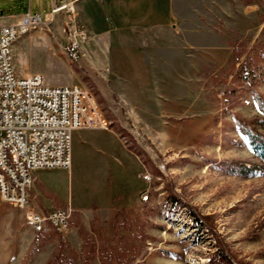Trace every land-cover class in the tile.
Listing matches in <instances>:
<instances>
[{"label": "rangeland", "instance_id": "obj_1", "mask_svg": "<svg viewBox=\"0 0 264 264\" xmlns=\"http://www.w3.org/2000/svg\"><path fill=\"white\" fill-rule=\"evenodd\" d=\"M21 4L0 0V15L22 13ZM186 4L176 29L181 45L168 37L169 55L152 38L142 56L148 68L132 64L120 33L110 45V31L81 41L82 58L93 66L83 61L77 85L94 94L109 128L151 174L129 177L144 188L137 205L111 219L74 211L67 232L37 233L0 196V264H264V159L245 132L264 136V0ZM68 27L58 16L23 34L46 32L54 46L14 47L17 73L39 71L50 85L65 81L69 72L59 61L73 62L59 41ZM81 132L67 179L75 203L94 208L111 199L112 164L97 152L82 156ZM115 179L120 194L122 178Z\"/></svg>", "mask_w": 264, "mask_h": 264}, {"label": "built area", "instance_id": "obj_2", "mask_svg": "<svg viewBox=\"0 0 264 264\" xmlns=\"http://www.w3.org/2000/svg\"><path fill=\"white\" fill-rule=\"evenodd\" d=\"M53 11L63 13L72 26L66 28L64 49L77 64L84 56L81 41L87 35L76 26L74 2L62 1ZM50 19L27 12L15 23L0 25V196L24 211L26 223L35 232L64 233L72 227L73 208L59 206L45 212L32 205L33 172L41 168H70L73 131L109 128L110 122L88 88L50 85L40 73H17L15 42L32 27ZM140 176L151 180L150 173Z\"/></svg>", "mask_w": 264, "mask_h": 264}, {"label": "crops", "instance_id": "obj_3", "mask_svg": "<svg viewBox=\"0 0 264 264\" xmlns=\"http://www.w3.org/2000/svg\"><path fill=\"white\" fill-rule=\"evenodd\" d=\"M62 1L74 2L76 23L86 31L87 37L85 39H88L89 33L92 32L105 34L110 31L111 34L106 35V39H109V41L106 40L107 42L104 43V45H110L114 34L120 33L121 36H124L125 49L130 54L132 64L136 67L142 65L144 68H148L146 66L151 65V63H144L145 59L142 56L147 54L144 51V46H147L152 38L162 40L167 45V48L159 47V49L166 51L165 53L169 55L174 54L172 50L174 43L179 46L182 43V40H177V35L180 32L176 29L179 24L186 21V0H29V3H26V0H13V2L17 3L22 2V13H10L7 16L2 13L0 15V25L15 23L27 12L41 15L44 13L45 16L51 19L59 16V22L65 21L63 13L53 11L54 7ZM51 6L52 8L47 10ZM108 23L110 24L109 28H107ZM151 32L154 34L156 32L159 33L156 35L157 38ZM48 36L49 34L46 32L32 31L17 40L14 47L16 48L20 43L25 42L30 50L40 45L53 49L54 43ZM168 37L171 38V42H174L173 45H171ZM166 41L167 43H165ZM64 44L65 42L59 41V47L69 61ZM14 61L17 70H22V67L16 62V58ZM83 61H87L89 64V61L83 60V58L77 64L70 63V61L64 63L59 61L62 64L61 66L69 72V77L59 83V85H77L79 83V72L77 69L80 70L84 64ZM173 65L175 66L174 62ZM89 66L93 65L89 64ZM34 73L42 74L39 71H25L23 73L19 72V75L27 76ZM80 129L73 131L72 165L70 168H41L33 172L34 180L30 189L32 205L45 212L59 206H70L76 213H83L87 217L88 214L96 213L98 216L110 219L113 218L117 210L136 206V199L139 198L144 188H138L131 182L129 177L135 170H138V175L145 172L146 167L140 156L130 148L120 133L113 128ZM78 131H82V134H80V147L84 158L90 152H97L102 154L105 160L112 164V169L108 173V182L111 183L109 186L111 199L102 206L89 208L80 205V203L76 204L73 192L69 187L67 174L71 175L72 173L74 165V137H77L75 135H77ZM113 167H115V170H113ZM115 177L122 178V185L120 184L119 186L123 188L120 194L114 193L112 188V184L116 182ZM117 194L119 197L115 200ZM22 214H24L23 210ZM30 228L32 227L30 226Z\"/></svg>", "mask_w": 264, "mask_h": 264}, {"label": "trees", "instance_id": "obj_4", "mask_svg": "<svg viewBox=\"0 0 264 264\" xmlns=\"http://www.w3.org/2000/svg\"><path fill=\"white\" fill-rule=\"evenodd\" d=\"M260 109L264 111V104L260 105ZM249 130L250 131L248 133H247V131H245L246 136L248 137V139H249L251 145L253 146L254 150L259 154L260 157H262L264 159V136H262V134H260L257 131L254 132L251 129H249ZM128 145L130 146V144H128ZM130 148H131V146H130Z\"/></svg>", "mask_w": 264, "mask_h": 264}]
</instances>
